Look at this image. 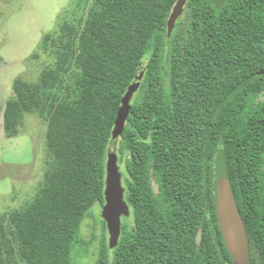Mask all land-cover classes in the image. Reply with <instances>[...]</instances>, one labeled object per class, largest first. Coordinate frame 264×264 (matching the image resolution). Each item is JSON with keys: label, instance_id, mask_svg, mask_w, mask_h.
Listing matches in <instances>:
<instances>
[{"label": "trees", "instance_id": "obj_1", "mask_svg": "<svg viewBox=\"0 0 264 264\" xmlns=\"http://www.w3.org/2000/svg\"><path fill=\"white\" fill-rule=\"evenodd\" d=\"M176 2L76 0L42 35L30 57L46 63L35 80L14 79L2 116L7 137L26 114L46 123L44 170L31 199L0 215V264H75L141 66L116 144L132 224L123 217L93 264H234L216 213L219 157L249 264H264V0H187L168 34Z\"/></svg>", "mask_w": 264, "mask_h": 264}, {"label": "rangeland", "instance_id": "obj_2", "mask_svg": "<svg viewBox=\"0 0 264 264\" xmlns=\"http://www.w3.org/2000/svg\"><path fill=\"white\" fill-rule=\"evenodd\" d=\"M76 0H0V215L31 199L43 175V152L46 123L35 114H26L18 135L7 137L3 124L5 102L12 95L16 77L35 80L46 57L34 59L42 35L56 27L58 19L70 13ZM78 1V0H77ZM80 1V0H79ZM87 7V4L83 6ZM79 14V13H78ZM181 21L185 16L180 15ZM121 171L123 163H118ZM80 227L86 241L74 253L75 264H93L102 242H109L100 215L101 206L95 203ZM127 221L132 224L129 207ZM73 261V262H74Z\"/></svg>", "mask_w": 264, "mask_h": 264}, {"label": "water", "instance_id": "obj_3", "mask_svg": "<svg viewBox=\"0 0 264 264\" xmlns=\"http://www.w3.org/2000/svg\"><path fill=\"white\" fill-rule=\"evenodd\" d=\"M187 0H177L167 20L168 34L173 30L177 18L181 15ZM144 72V66L137 69L135 81L128 87L117 110L112 130V138L107 150L104 204L100 215L106 223L110 246L117 242L120 235L121 217L128 214V205L124 199L121 168L117 163L116 144L123 132L130 111V100L138 89ZM216 213L225 246L234 264H249L250 252L248 235L237 210L230 187L226 166L222 157L216 163Z\"/></svg>", "mask_w": 264, "mask_h": 264}, {"label": "flooded vegetation", "instance_id": "obj_4", "mask_svg": "<svg viewBox=\"0 0 264 264\" xmlns=\"http://www.w3.org/2000/svg\"><path fill=\"white\" fill-rule=\"evenodd\" d=\"M122 186H123V188H124L123 180H122ZM129 207H130V206H128V209H129ZM127 216H129V214H127L126 216H125V215H122L121 220L123 219V217H127Z\"/></svg>", "mask_w": 264, "mask_h": 264}]
</instances>
